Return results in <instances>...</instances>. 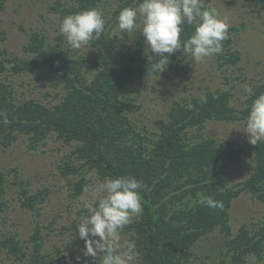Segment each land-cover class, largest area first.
I'll return each instance as SVG.
<instances>
[{
	"label": "trees",
	"instance_id": "1",
	"mask_svg": "<svg viewBox=\"0 0 264 264\" xmlns=\"http://www.w3.org/2000/svg\"><path fill=\"white\" fill-rule=\"evenodd\" d=\"M204 1L205 7H210ZM8 3L9 0H0V114H3L0 115V145L13 144L20 132L30 138L32 146L54 135L74 147L62 167L63 177L72 186V199L80 198L87 184L80 177L71 181L72 174L80 176L90 170L102 181L121 175L141 180L145 186L140 190L143 212L121 231L122 236L135 243L134 264H210L209 255L194 254L193 248L199 238L218 227L228 238L231 253L221 260L222 264H242L251 254L262 256L264 222L258 227L244 223L234 234L230 208L244 191L264 199V141L253 145L250 176L241 184L231 185L228 166L232 161H241L244 152L233 140L220 139L205 130L211 120L246 118L254 96L246 95L237 104L231 90L235 89L234 85L230 89L209 86L203 94L182 95L170 104L164 115L154 120V130L144 126L143 134L136 117L141 102L131 87L160 73L156 66L160 57L145 51L139 31L124 34L117 24L119 11L138 5L140 0H56L48 5V13L41 14L45 21L28 31L21 54L11 53L5 45L7 30L2 14ZM90 8L103 12L104 32L98 40L74 50L60 34L59 25L56 26L51 15L60 24L64 16ZM54 23L56 34L52 39L47 32ZM231 29L235 30L236 26ZM192 30L191 26L184 25L181 38L186 39ZM212 58L224 68L225 82L232 80L230 69L235 72L242 68L241 54L230 34L223 42L222 53ZM168 59L164 70L175 74L184 60L187 65L192 62L182 49L169 54ZM47 69L56 75L55 86L66 91L53 104L43 102L37 95L21 103L16 89L18 77L29 73L30 83H39L44 80ZM241 75V72L236 75L235 80L246 81L247 76ZM249 86L259 95L264 92V77L258 76ZM5 116L7 123H4ZM17 173L15 167L0 169V264L8 260L14 264H67L71 241L67 240L68 246L62 241L56 251L47 249L42 231L45 225H36L29 240L22 239L17 230L3 226L4 213L11 208L5 195L7 188L24 184L15 177ZM27 192L22 188L21 194H17L23 209H36L47 195V190ZM200 194L223 201V209L197 203ZM79 212L81 208L70 215L76 224L79 216H86ZM79 257V261L71 263L100 264L101 260L100 255Z\"/></svg>",
	"mask_w": 264,
	"mask_h": 264
},
{
	"label": "rangeland",
	"instance_id": "2",
	"mask_svg": "<svg viewBox=\"0 0 264 264\" xmlns=\"http://www.w3.org/2000/svg\"><path fill=\"white\" fill-rule=\"evenodd\" d=\"M55 1L9 0L2 17L7 30L5 45L11 53H23V44L27 42L28 31L45 21L41 14H45L48 5ZM205 4L216 8L221 18L226 20L230 27L236 26V29L233 31L231 29L228 34L233 36L235 47L241 54L239 64L242 68L235 72L234 69H230L232 80L225 82L226 79L222 75L224 68H220L214 58H206L203 62L192 60L188 65L184 60L180 63L179 71H176L177 75L163 70L157 75L138 81L136 87H131V90H133L137 101L141 102V109L136 117L139 122L138 127L143 134H145L143 127L146 126L150 130H154V120L164 115L170 104L182 95L203 94L209 89V86L210 88L230 89L234 85L235 89H231L234 91L233 100L238 104L247 95L245 93L246 86H249L251 81H256L258 76L264 77V0H206ZM51 18L57 22V25L54 23L51 31L47 32L51 34L53 39L54 34H56L55 27L59 25V19L54 14L51 15ZM23 28H26V31ZM240 72L243 73L242 78L247 76L246 81L235 80L236 75ZM30 76L29 73H25L18 77L19 83H17L16 89L21 103L37 95L43 102L53 104L59 95L66 91L64 88L58 89L55 86L56 75L51 72V69L46 70L44 80L39 83L34 81L30 83ZM249 80L250 82H248ZM22 81L24 83L20 84ZM246 120L247 117L241 121L211 120L205 129L209 135L233 140L235 146L244 152L241 161H232L228 166L227 175L231 185L243 183L250 176L249 171L253 167V145L249 143L248 134L244 131ZM73 148L58 140L54 135L44 143L32 146L30 138L20 132L18 139L13 144L0 145V169L17 168L18 173L15 177L24 182L23 187L17 185L7 188L5 195L10 200L11 208L4 213L3 226L5 229L17 230L22 239L29 240L36 225H45L42 231L45 234L44 244L47 249L56 251V246L60 245L62 241L67 246L68 241H71L69 245L72 248L67 252V264L75 262L78 256H84L83 250L85 248L84 240L78 236V224L70 219V215L80 208L82 212L79 214L88 215L86 203L101 198L102 194L96 191V187L103 182L96 177L94 171L90 172L89 170L80 176L72 174L70 176L71 181L80 177L84 178L87 184L85 185V192L80 198L72 199L70 197L72 186L63 177L62 167L69 160ZM12 175L14 176V173ZM22 188L26 189L28 194L47 190V195L42 202H39V207L36 209H23L17 198V194H21ZM193 202L195 201L193 200ZM230 213V222L234 234L239 232L244 223H247L249 227H258L264 222V199L253 192H241L233 200ZM79 217L81 219L84 216ZM129 241L127 237L121 235V250ZM196 244L193 248L194 254H199L201 257L209 255L210 264H222L221 260L228 258L231 254L228 238L220 227L199 238ZM262 256L247 255L246 261L242 264H264V252ZM87 258L94 257L87 256ZM6 264H14V261L8 260Z\"/></svg>",
	"mask_w": 264,
	"mask_h": 264
},
{
	"label": "clouds",
	"instance_id": "3",
	"mask_svg": "<svg viewBox=\"0 0 264 264\" xmlns=\"http://www.w3.org/2000/svg\"><path fill=\"white\" fill-rule=\"evenodd\" d=\"M117 24L124 34L137 31L142 34L145 51L160 57L156 62L160 73L169 63L168 55L180 49L195 62L221 54L230 28L218 10L205 7L203 0H140L138 5L119 11ZM184 25L193 29L186 39L181 38ZM104 29L103 12L97 8L68 14L59 24L60 34L74 50L98 40ZM245 93L254 99L244 131L249 143L257 145L264 141V92L255 95L254 89L246 86ZM7 122L5 116L4 123ZM144 187L141 180L126 175L107 178L97 185L101 198L86 203L88 215L78 222V236L85 242V257L100 255V264H134L135 243L129 241L121 250V231L133 217L142 214L140 190ZM197 203L213 209L224 207L223 201L204 194H200ZM80 259L78 256L77 260Z\"/></svg>",
	"mask_w": 264,
	"mask_h": 264
}]
</instances>
